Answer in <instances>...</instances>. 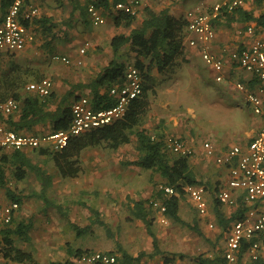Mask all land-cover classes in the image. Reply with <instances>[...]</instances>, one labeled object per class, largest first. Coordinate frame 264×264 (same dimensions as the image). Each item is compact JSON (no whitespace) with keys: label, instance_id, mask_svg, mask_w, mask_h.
Returning <instances> with one entry per match:
<instances>
[{"label":"crops","instance_id":"obj_1","mask_svg":"<svg viewBox=\"0 0 264 264\" xmlns=\"http://www.w3.org/2000/svg\"><path fill=\"white\" fill-rule=\"evenodd\" d=\"M79 1L85 4L88 0ZM211 1L140 0L132 25L121 24L116 26L114 20L116 12L113 9V2H111L109 10L100 9L105 22L97 25L92 22L89 14H87L86 20H83L81 12L79 10L74 11L71 0H56V2L54 0H31V5L39 10L38 17L45 16L51 18L53 22L72 18V23L68 27V36L66 37L60 27H57L52 33L55 37H48L44 35L41 27L31 24L28 28L34 39L28 41L23 50L1 56L0 72L1 74L7 72L12 65L28 71L25 75L26 84L19 90L23 96L34 94L28 90L29 84L49 78L53 81L52 93L55 96L54 100L49 102V109L55 110L61 106H72L80 97H92L91 89L78 88V86L92 83L112 60L117 59L127 65L136 62L137 54L132 52L128 46L116 54L111 42L115 36L130 35L133 30L141 27L147 8L156 12L168 10L172 15L179 18L184 17L191 9L206 8L210 3L214 2L212 4L214 5L223 0ZM241 8L256 16L264 13V6H259L255 0H245V4ZM231 14L229 13L214 21L216 38L208 46V50L223 61L221 69L209 65L203 60L202 45H189L188 40L193 35L187 29L182 37L184 50L176 58L174 66L168 67L169 69L167 68L165 73H160L156 59L153 60L152 57L139 58L144 64L146 76L144 96L147 97L150 106L147 114L135 130L146 129L153 136H163L164 139L170 136L177 137L190 145L194 149V155L189 158L191 169L196 178L207 186L208 197H211V202L214 204L217 202L214 193L219 187L226 184L229 169L226 166L218 165L214 157H209L206 154L204 143L211 142L216 148L217 155L225 153L234 146H239L243 151H246L264 125V111L261 114L255 113L253 105L247 99L249 92L258 90L259 81L253 74L241 68L231 57L234 50L252 44L255 35L249 34L247 29L251 25L256 26V23L242 21L238 16L229 20L233 15ZM48 41L50 44H47ZM86 42H89L90 45L86 53H81L80 49ZM54 56L67 57L71 63L65 64L61 60H55ZM217 76H222L223 81H217ZM123 81L124 79L111 83L108 87L104 86L101 92L107 91L110 95L111 87ZM239 83L243 84L245 89H239L237 87ZM0 113V126H6L9 129L12 128L7 121H17L20 116V113H16L11 118H7L8 114L1 110ZM17 132L42 136L52 131L50 124L46 123L37 125L32 131L19 130ZM130 137L131 142L129 144H123L114 150L121 152L100 155V160L103 162L99 168H95L94 174L88 177V183L83 190H104L106 193L109 191L106 182L97 186V180L104 179V173L114 171L118 176L123 175L122 172L125 173V168L132 170L134 167H138L128 164L139 159L140 156L138 152L136 156H131L125 151L127 145L137 146L136 134L133 133ZM45 149L56 151L53 148ZM12 151L14 150H6L5 153L9 154ZM23 151L31 157L35 164L41 166L53 177L52 186L47 192L48 195L60 177L75 179L83 172L82 163H80L82 171L77 176L64 177L51 156L41 155L38 150L30 148ZM47 158L52 159L57 170L46 169L47 166L43 162ZM91 170H94L93 167ZM4 171L7 185L5 188L0 186V202L4 205L12 202L7 195V189L21 196H26L14 217V225L33 219L35 215L33 205L36 201L41 206L42 211H46L43 201L32 197V194L40 192L42 188L34 172H28L24 179H17L14 176V168L10 165L5 166ZM184 198L186 199V197ZM241 203L242 201L239 199L238 205L235 207L220 205L227 210L230 209V212H234L239 209ZM33 221L34 226L29 233V241H31V237L35 236L34 232H39L37 218L34 217ZM3 227L0 226V229ZM15 238L19 237H14V240ZM1 241L2 237L0 236V243ZM21 252L26 253L25 251ZM260 258L264 259V254ZM1 259L2 263L0 264H11L13 261L5 259L3 253L0 252ZM17 259L18 257L14 260ZM247 261L255 260L248 256Z\"/></svg>","mask_w":264,"mask_h":264},{"label":"trees","instance_id":"obj_2","mask_svg":"<svg viewBox=\"0 0 264 264\" xmlns=\"http://www.w3.org/2000/svg\"><path fill=\"white\" fill-rule=\"evenodd\" d=\"M15 1L16 0H0V24L3 22V18L10 6ZM71 1L74 11L79 10L83 20H86L87 14H89L88 9L92 5L98 9L109 10L111 2L116 4L127 0H88L85 4H82L79 0ZM23 3L24 9L32 4L31 0H23ZM256 3L259 6H264V0H256ZM232 14L229 20L238 16L242 21L255 22L258 29L264 28V13L256 16L244 11L240 7L234 10ZM114 20L116 26L121 24L130 26L134 22L135 17L122 12H116V14H114ZM71 23L72 18L61 22H53L51 18L45 16L38 17V15L32 20L25 21L26 26L35 24L42 28V32L45 36L52 38L55 37V35L52 34L53 30L57 27H60L61 31L67 37L69 33L68 27ZM186 28L187 21L184 17H175L168 10L156 12L147 8L141 27L133 30L130 35L115 36L111 45L116 54L127 46L132 52L137 54V60L134 65L142 70L145 81L144 64L139 58L152 57L153 60L156 59L160 73H165L168 67L174 66L176 58H178L184 50L182 37ZM47 44H50V41H48ZM3 55H11V52L0 53V58ZM128 66L129 65L114 59L92 83L79 85L78 88L86 87L92 90V97H86L91 100L93 99L92 104L95 109L110 108L115 104V100L109 95V92L106 91L102 93L101 89L104 86L108 87L109 84L124 79ZM27 73V70H23L15 65L10 66V69L3 74L0 72V100L13 98L19 103V109L7 115V118H11L14 114L20 113L17 121H7L9 122L10 128L15 131H32L37 125L49 123L52 131L51 133L68 129L73 118L72 106H61L55 110H51L49 109V102H52L55 98L53 93L46 97L40 96L35 91H32L34 94L29 96H23L20 93V88L26 84L25 75H27ZM149 106L150 103L143 94L142 97L132 101L125 117L115 124L99 130L86 132L80 136L72 137L67 146L60 150L50 151L45 148L35 150H38L41 155L51 156L64 177H74L82 171L80 159L82 153L86 149L106 146L116 150L123 144H129L131 142L130 135L133 133L136 134L138 138L136 150L140 156L139 159L129 162L128 164L158 173L164 180L163 184L178 190L180 192L179 196L167 195L158 191L156 197H159L158 199H161L166 205V215L168 217L180 224L187 225L199 235L203 236L198 224L192 226L187 224L179 214L180 202L185 197L182 187L184 185L203 184L196 178L192 171L189 158L168 153L165 149L163 136H153V134L146 129L135 130L140 125L143 117L147 114ZM0 163V186L5 188L7 185L4 171L7 165L14 168V176L17 179H24L28 172H34L42 188L40 192L32 194V197L42 200L45 209L52 207L57 209L59 213L70 222L78 236H82L88 231L87 228H81L72 223L68 212L64 210L63 206L49 197L47 192L52 186L53 177L41 166L35 164L31 157L23 150H14L9 154L4 152L0 156ZM7 195L12 202H17L19 205H22L26 198V196L16 194L9 189H7ZM146 204L147 201H135L132 213L137 219L143 221L147 225L149 233L153 237L154 247L157 250L159 249L158 240L152 231V221L149 219V212L147 211L148 208ZM220 207V203L218 201L215 202L216 220L224 234L233 221L243 217L246 208L244 204L241 203L239 209L234 212L231 211L229 217H227ZM33 226L34 221L30 219L28 222H19L16 225L12 222L0 229V236L2 237L0 252L3 253L5 259L12 261L16 259V257H18V259L31 257L29 254L21 252L15 247L14 237L24 238L26 241H29V233L33 229ZM86 251L82 249H70L68 252L69 259L63 264H73L72 259ZM139 260H142L141 256L134 257L127 252H123L121 256L118 257V262L116 264H132L134 261ZM164 261L171 262L174 261V259L165 258ZM193 264H264V259L259 258L250 262L244 261L243 252H241L237 262L231 263L223 256V252L221 251L209 257L199 255L193 261Z\"/></svg>","mask_w":264,"mask_h":264},{"label":"built area","instance_id":"obj_3","mask_svg":"<svg viewBox=\"0 0 264 264\" xmlns=\"http://www.w3.org/2000/svg\"><path fill=\"white\" fill-rule=\"evenodd\" d=\"M256 1V0H255ZM245 0H223L214 4L212 8L197 7L189 10L184 19L187 21V31L193 35L188 40L189 45H202L203 60L217 69H221L223 61L208 50L209 44L216 38L214 20L219 19L234 10L242 7ZM140 0H129L114 4L115 12H122L131 16L137 14ZM89 15L95 24H103L104 16L100 9L90 6ZM37 7L30 6L24 9L23 0H16L10 6L3 22L0 24V53L17 52L25 48L28 41L34 39L25 21L37 16ZM249 34L255 35L250 46L239 48L231 53L232 59L244 70L253 74L259 81L256 92H249L247 99L253 105L254 112L261 114L264 111V28L249 26ZM90 43L86 42L80 49L86 53ZM65 64L71 61L67 57L54 56ZM217 81H223L217 76ZM241 90L243 84H237ZM28 90L37 92L40 96H49L53 91V81L44 78L41 81L28 85ZM144 94V76L141 69L134 64L127 67L124 81L117 83L110 89V95L115 104L110 108L95 109L90 98L83 96L72 105V122L68 129L42 136L21 134L6 126H0V156L6 150H24L26 148H53L60 150L67 146L72 137L86 132L99 130L115 124L123 119L133 100ZM19 109V103L13 99L0 100V110L5 114H12ZM168 153L181 157H192L194 149L184 140L177 137H167L163 140ZM204 149L209 157H214L218 165L228 167L229 176L226 184L214 193L217 201L229 207L238 205L239 199L245 206L243 217L233 221L224 232L223 256L231 263L237 262L239 254L245 252L243 259L248 256L257 260L264 254V125L257 136L243 151L234 146L221 155L216 154V148L211 142L204 143ZM184 196L189 198L193 207L200 216L210 217L209 191L204 184L184 185ZM159 191L167 195L179 196L180 192L173 187L162 184ZM241 192V193H240ZM150 205L159 211L161 222L168 224L166 205L161 199H154ZM20 205L11 202L4 205L0 202V226L13 222ZM210 228H215L214 222H208ZM119 254L103 251H86L74 257L73 264H116ZM11 264H32L27 259L13 260ZM132 264H193V262L175 263L174 261H134Z\"/></svg>","mask_w":264,"mask_h":264},{"label":"rangeland","instance_id":"obj_4","mask_svg":"<svg viewBox=\"0 0 264 264\" xmlns=\"http://www.w3.org/2000/svg\"><path fill=\"white\" fill-rule=\"evenodd\" d=\"M220 2L222 1L217 3ZM213 3L206 8H212ZM125 149L131 156L137 155L135 145H127ZM110 152L117 151L106 146L86 149L81 157L82 174L75 179L60 177L49 193L52 200L61 204L68 212L72 223L87 228L88 231L78 236L70 222L57 209L47 208L45 213L36 201L33 205V219L35 217L39 222V232H34L35 236L28 242L23 238H15L16 248L31 256L27 260L33 264H63L69 259L70 249H82L113 252L120 256L127 252L134 257L141 256L143 261L173 258L175 263H183L193 262L199 255L209 257L222 251L224 234L217 223L215 204L211 202L210 196V217L200 216L188 197L180 202L181 218L191 226L198 224L203 236L168 216V224L161 222L159 211L150 205L152 200L159 198L156 194L159 186L164 183L156 172L134 167L132 170L125 168L123 175L116 176L114 171H109L104 173V179L97 180V186L105 182L108 184V192L83 190L88 183V177L103 162L100 155ZM43 163L47 170L56 169L52 159L47 158ZM139 200L147 201L151 228L158 240L157 250L147 225L132 213L134 202ZM221 210L229 216L230 209L221 207ZM209 221L215 223V228L209 227Z\"/></svg>","mask_w":264,"mask_h":264}]
</instances>
